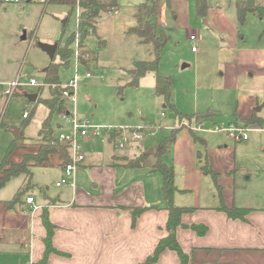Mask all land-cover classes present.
I'll return each instance as SVG.
<instances>
[{
  "label": "crops",
  "instance_id": "crops-1",
  "mask_svg": "<svg viewBox=\"0 0 264 264\" xmlns=\"http://www.w3.org/2000/svg\"><path fill=\"white\" fill-rule=\"evenodd\" d=\"M170 2L172 13L178 14L176 20L180 11L188 14L189 0ZM202 23L221 37L220 50L229 55L220 61V89L212 96L204 92L198 96V89L190 107L173 100L175 109L188 115L209 111L212 114L210 118L197 120L193 117L183 122L203 124L205 128L209 125L222 128L214 119L223 114L221 109L225 107L231 111V117L227 118L230 114H225L226 127L222 129L251 127L250 132L263 134L264 129L255 124L245 125L243 121L253 115L264 119V46L244 45L245 37L237 27V23H243L238 22L237 14L228 17L217 5L209 7ZM198 33L203 32L199 29ZM196 42L206 47L205 40L199 36L195 41H189L191 46ZM198 50L192 54H201ZM40 65L44 68L45 77L49 63ZM180 122L173 114L172 121L165 126L169 136L163 143L155 145L152 156L149 158L147 155L141 168L120 166L137 171V177H129L128 184H123L127 183L123 174L117 175L119 168H115L116 162L108 164L105 171L96 168L99 173L96 190H100L99 193L87 191L81 185L74 188L57 186L65 177L64 167L57 156L50 157L44 165L52 163V168L62 170V175L55 177V187L59 188L55 194L26 195V189L33 186L28 183L27 188H18L15 195L21 193L20 201L12 207L8 208L7 203L15 195L9 200L0 199V264H36L41 261L45 252L43 239L46 237L41 220L44 209L55 227L52 246L59 252L49 254L46 264H142L152 255L159 240L166 236L168 212L166 203L161 201L162 178L151 172V168L157 160L154 152L173 132L175 140L166 144L165 153L161 156V160L174 169L177 191L173 194V202L193 209L182 215L183 225H201L207 229L204 235L186 228L176 231L177 242L188 255L190 264H264V147L259 148L255 156L248 134L246 140L235 141L222 131L210 133L216 138L209 140L200 135L208 132H193L181 126ZM81 139L87 142L88 136ZM111 139H116V136L111 134ZM23 145L22 151L31 149V152L21 151L18 162L23 154H34L38 149ZM205 156L211 172L218 174L216 183L219 191L212 177L200 170V161ZM82 164L80 162L77 166H85ZM29 197L39 207L37 211H32L31 205L26 203ZM221 203L227 208L247 211L244 219H231L217 210ZM135 207L151 209L143 212L132 226L130 210ZM155 264L180 263L177 255L167 249Z\"/></svg>",
  "mask_w": 264,
  "mask_h": 264
},
{
  "label": "rangeland",
  "instance_id": "rangeland-1",
  "mask_svg": "<svg viewBox=\"0 0 264 264\" xmlns=\"http://www.w3.org/2000/svg\"><path fill=\"white\" fill-rule=\"evenodd\" d=\"M116 1L117 7L112 13L101 14L97 19L95 32L89 28L84 42L81 38L80 46L84 52L81 53L80 60L84 66L80 64L77 71L80 79L76 85L74 98L67 101L62 96L65 112L61 116L54 114L51 119L55 138L60 134H69L71 130V124L63 118L67 113L77 120H86L90 125L101 128L98 135L90 132L87 142L78 139L79 153L84 157L82 165L85 166H77L74 171L75 185L84 186L87 191L95 190L96 193L100 192L96 190L99 175L96 168H103L105 171L108 164L116 162L115 168H119L116 170L117 175L123 174V180L127 181L123 184H128V178L135 179L137 171L125 170L120 166L128 159L146 154L153 150L155 145L163 143L169 136L165 126L173 117V112L163 107L162 98L154 93L152 73L141 78L137 86L128 85L131 80L129 71L134 62L152 59L148 47L141 45L138 37L132 32L141 17L137 7L145 0ZM235 2L236 0H208V5L209 7L217 5L231 17L236 14ZM157 5L158 25L171 29L170 39L161 52L159 73L170 78L171 103L177 100L190 107L198 89L200 90L198 96H201L202 92L212 96L219 91L220 61L229 55L220 50L221 37L208 29L209 27L202 23V19L198 18L195 0H189L188 14L180 11L178 20L175 19L178 14L172 13L166 0H157ZM77 18L75 5L70 7L68 4L49 0L30 2L19 0L17 4L6 5L0 9V95L7 88V84L17 81L20 85L17 93L9 100L0 96V161L14 139L15 148L9 156L12 163L18 162L23 144L35 148L33 141L37 138L42 122L48 116L47 108L38 101L47 99L50 95L43 77L44 68L40 64L50 65L51 59L39 45L58 43L64 46L68 43L70 49L74 51L73 37L77 31ZM261 18L257 14H248L241 26L237 23L241 35L245 37L242 41L244 45L264 46V16ZM199 29L203 33L199 34ZM191 33L206 42V47L199 46V42L194 44L199 49L198 52L201 51L199 55L192 54L189 43ZM89 50L96 55L95 62L89 55ZM54 62H60L58 53L55 54ZM75 64V57L71 54L68 64L59 66L58 76L62 87L67 86L73 78ZM88 71L93 74L91 78L85 77ZM30 79L36 80L37 84L30 85ZM30 95H36L37 102H30L27 98ZM221 110L223 114L217 115L214 121L224 128L225 114H230L226 116L227 118L231 117V111L225 107ZM25 112H29L30 115L26 120L23 118ZM121 127L142 128L140 132L143 140L117 149V139H111V133L113 129ZM214 127L216 125H209L206 128L212 130ZM217 127L221 128L218 125ZM15 130L20 131L16 138L12 135ZM247 134L252 140L253 154L256 156L259 148L264 147V133ZM200 135L209 140L216 138V135L210 132ZM30 150L22 152H31ZM150 156L152 155H148L149 158ZM7 168L8 166L5 167ZM58 175H62V170L58 167L52 168V163L35 166L31 169V176L11 177L0 188V199L13 198L18 188L20 186L27 188L28 183L33 186L26 189V195L37 197L55 194L59 190L55 187V177ZM67 185L68 183H64L61 188Z\"/></svg>",
  "mask_w": 264,
  "mask_h": 264
},
{
  "label": "trees",
  "instance_id": "trees-1",
  "mask_svg": "<svg viewBox=\"0 0 264 264\" xmlns=\"http://www.w3.org/2000/svg\"><path fill=\"white\" fill-rule=\"evenodd\" d=\"M55 1L59 4H68L70 7L75 5V0H49ZM167 5L170 7V1L166 0ZM80 7L82 9L81 21L79 25L82 41L87 35V30H96L97 19L101 14H108L112 12L117 7L116 0H80ZM209 9L208 0H195V11L198 17L204 19L206 18ZM235 9L237 14V19L239 23H243L245 16L248 13L257 14L259 17L264 16V6H256L253 0H236ZM138 14L141 17L138 20V24L132 29V32L138 37L139 43L148 47V52L152 59L147 61L134 62L132 69L129 71L130 81L128 85L137 86L139 80L143 78L146 74L152 73L154 76V93L157 97L162 98L163 107L165 109H170L174 116L182 121L184 119L190 120L195 117L197 120L206 119L211 117L209 111L205 113L197 114H184L180 113L175 109L173 103H171V82L170 78L162 76L159 73V61L161 58V52L170 39L169 33L171 29L164 27H159L156 21L158 15V5L157 0H145L137 7ZM72 41V38L70 39ZM69 44L60 46L57 43L56 53H58L59 63L54 62V57L51 59L49 69L45 74V85L49 89V98L41 100L44 107L48 110V116L42 122L41 127L38 131L37 138L35 139V145L37 146V152L34 154H23L21 161L18 163L9 162V156L15 148L14 139L12 143L8 146L5 151V155L0 161V188H2L11 177L17 175L31 176V167L41 166L48 162L50 157L57 156L61 160V166H65L70 163V154L68 146H64L63 142H60L57 138L53 136V128L51 125V119L54 114L62 115L65 112V102L62 99V92L66 89L63 88L59 81L58 68L62 65H67L69 62V57L72 54ZM84 51H82L83 53ZM92 60L96 61V55L92 51H88ZM29 118L28 116L25 118ZM245 125H257L258 127L264 129V119L256 117L253 115L250 119L244 120ZM194 135V134H193ZM194 140H197L193 136ZM175 140V132H173L169 139L154 152L157 160L151 168V172L158 173L162 178L161 184V201L166 203V210L168 212V218L165 225L166 236L159 240L156 247L153 250L151 256H149L142 264H155L159 259L160 254L165 250L173 251L180 264H190L189 257L177 242L176 231L178 228H186L194 231L198 235H204L207 231L206 227L201 225H183L181 217L184 213L191 212L193 209L188 207L177 206L173 202V194L177 191V187L174 182V169L172 166L167 165L161 160V156L165 153V146L169 142ZM147 154L143 153L135 158H130L123 165L126 169H139L143 166V162ZM5 169V167H7ZM200 170L204 175H210L214 181L217 190L220 187L217 185L216 181L218 174L211 172L208 167L207 157H203L200 161ZM21 193L17 192L15 197L7 203V207H12L14 204L20 201ZM151 209V207H135L131 208L130 214L132 218V226L135 225L137 218L145 211ZM227 214L231 219H244V214L247 212L245 210L237 208H227L223 203L217 209ZM41 220L43 227L46 230V237L43 239L45 245L44 257L36 264H46V258L51 253H57L52 246V237L54 226L50 223L48 218V212L46 209L43 210L41 214Z\"/></svg>",
  "mask_w": 264,
  "mask_h": 264
},
{
  "label": "built area",
  "instance_id": "built-area-1",
  "mask_svg": "<svg viewBox=\"0 0 264 264\" xmlns=\"http://www.w3.org/2000/svg\"><path fill=\"white\" fill-rule=\"evenodd\" d=\"M254 4L256 6H264V0H253ZM19 3V0H0V9L3 8L6 5L11 4H17ZM75 6H76V12H77V31L74 34L73 41L75 44V50L72 52V54L75 57L76 64H75V74L73 78L68 82L67 86H63L66 90L62 92L63 98H66L68 100H72L74 98V93L76 90V85L80 79V76L77 74L79 65L82 64L84 66V63L82 60H80L82 49H81V33L79 29L80 21H81V13L82 9L80 7V0H75ZM113 12V11H112ZM110 12V13H112ZM109 14V13H108ZM196 37L194 35L189 36V41H195ZM191 51L196 52L197 46L192 45ZM93 76L92 73L89 71L85 73L86 78H91ZM29 84L32 86H35L37 84V81L34 79L29 80ZM7 88L1 93L3 97L6 99H10L15 93H17V88L20 87L17 81H14L10 84L6 85ZM163 116V114H161ZM28 116V112H25L23 114V118H26ZM63 118L68 121L71 124V130L69 134H61L58 137V140L60 142L66 143L69 149L70 154V163L66 164L64 166V174L65 178L57 184V186H60L64 183H68V185L72 188L75 187V182L73 180L74 177V171L77 167V165L84 160V157L79 153L80 146L77 144L78 139L87 137L89 133L91 132L93 135H98L100 132L99 126H93L88 123L86 120H77L75 117L67 113L63 116ZM181 126H185L189 128L193 132H210V133H218V132H226L228 136L233 138L235 141H241L247 139V133L252 130L251 127H235L230 126L228 128L222 129L219 127H214V129L210 130L203 126V124H188V123H181ZM92 130V131H91ZM109 131V129H107ZM142 128L137 129H130V128H115L112 130L111 134H116V148L117 149H123L127 145L143 140V135L141 134ZM70 178L71 180H67ZM26 203L31 205L32 211H37L39 209L38 206L34 204L33 198L29 197L26 199Z\"/></svg>",
  "mask_w": 264,
  "mask_h": 264
},
{
  "label": "water",
  "instance_id": "water-1",
  "mask_svg": "<svg viewBox=\"0 0 264 264\" xmlns=\"http://www.w3.org/2000/svg\"><path fill=\"white\" fill-rule=\"evenodd\" d=\"M27 2H30L31 0H26ZM25 39V36L23 37ZM39 47L42 49V51H44L48 57L50 59H52L54 57V54L56 52V49H57V44H54V45H48V44H40ZM186 65L183 66V68H185ZM28 100L30 102H34L37 98L36 95H30V96H27ZM18 133L19 131L18 130H15L12 132V135L14 138H16L18 136ZM64 146H67L66 143H64ZM153 153L152 150L148 151L147 155H151Z\"/></svg>",
  "mask_w": 264,
  "mask_h": 264
}]
</instances>
